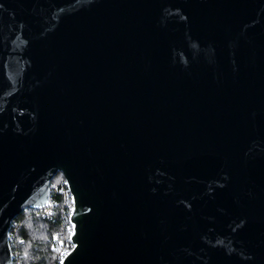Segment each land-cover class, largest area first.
Segmentation results:
<instances>
[{"label":"water","instance_id":"obj_1","mask_svg":"<svg viewBox=\"0 0 264 264\" xmlns=\"http://www.w3.org/2000/svg\"><path fill=\"white\" fill-rule=\"evenodd\" d=\"M58 174L61 264H264V0H0V264Z\"/></svg>","mask_w":264,"mask_h":264},{"label":"trees","instance_id":"obj_2","mask_svg":"<svg viewBox=\"0 0 264 264\" xmlns=\"http://www.w3.org/2000/svg\"><path fill=\"white\" fill-rule=\"evenodd\" d=\"M63 184L60 174L51 182L47 207L50 215L41 217L36 209H27L12 222L9 232L11 264H58L59 257L71 250L69 216L72 204ZM53 185H57L56 190Z\"/></svg>","mask_w":264,"mask_h":264},{"label":"built area","instance_id":"obj_3","mask_svg":"<svg viewBox=\"0 0 264 264\" xmlns=\"http://www.w3.org/2000/svg\"><path fill=\"white\" fill-rule=\"evenodd\" d=\"M63 187L66 189V191H67V188H66V185H65V183L63 184ZM51 188V187H50ZM53 189L54 190H56L57 189V185H53ZM67 193H68V191H67ZM69 194V193H68ZM69 197H70V195H69ZM70 201H71V198H70ZM49 206V201H48V204L45 206V207H42V208H38V209H36L37 210V214L38 215H40L41 217H45V216H48V215H50L51 214V212L49 211V209H47V207ZM72 208V207H71ZM8 240H11V237L9 236L8 237ZM65 255L66 254H64V255H61L60 257H59V259H58V264H61V262H62V260H63V258L65 257Z\"/></svg>","mask_w":264,"mask_h":264}]
</instances>
